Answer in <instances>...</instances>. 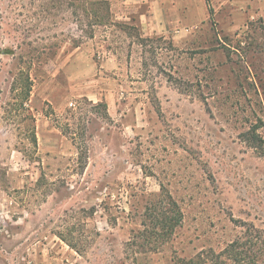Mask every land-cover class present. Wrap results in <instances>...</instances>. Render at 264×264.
I'll list each match as a JSON object with an SVG mask.
<instances>
[{"label": "rangeland", "instance_id": "374dc122", "mask_svg": "<svg viewBox=\"0 0 264 264\" xmlns=\"http://www.w3.org/2000/svg\"><path fill=\"white\" fill-rule=\"evenodd\" d=\"M100 1L0 0V264H170L264 232V0H160L184 23L150 35ZM161 185L182 223L134 261Z\"/></svg>", "mask_w": 264, "mask_h": 264}, {"label": "trees", "instance_id": "16d2710c", "mask_svg": "<svg viewBox=\"0 0 264 264\" xmlns=\"http://www.w3.org/2000/svg\"><path fill=\"white\" fill-rule=\"evenodd\" d=\"M97 3H100L98 5L105 9L104 16L98 20L99 24L104 25L109 21V3L106 0ZM26 83L23 106L30 100L32 88L28 75ZM32 142L37 146L36 135L32 136ZM153 198H158V202L153 207L147 208V213L143 215V229L136 231L134 235L135 241L144 239L146 242H152L153 245L144 247L145 250L142 252L132 251L130 257L134 261H138V257L143 252L146 254L159 253L165 244L174 239L183 220L180 206L162 185L160 193ZM245 227L243 234L220 252L211 249L210 251H202L192 258H182L175 255L170 259V264H264V232L257 231L254 226L245 225ZM59 235L64 241L71 243L66 236L72 235L70 230H64ZM70 246L78 249L73 244Z\"/></svg>", "mask_w": 264, "mask_h": 264}, {"label": "crops", "instance_id": "0c3cea01", "mask_svg": "<svg viewBox=\"0 0 264 264\" xmlns=\"http://www.w3.org/2000/svg\"><path fill=\"white\" fill-rule=\"evenodd\" d=\"M161 1L123 0L116 5L115 19L125 24L135 23L142 31H146L147 35L153 34L158 29L162 32V30L169 31L174 28L176 30L178 26L180 28L184 22H181L177 7L168 6L167 3L164 5Z\"/></svg>", "mask_w": 264, "mask_h": 264}, {"label": "built area", "instance_id": "2783aa9c", "mask_svg": "<svg viewBox=\"0 0 264 264\" xmlns=\"http://www.w3.org/2000/svg\"><path fill=\"white\" fill-rule=\"evenodd\" d=\"M188 32V30H186Z\"/></svg>", "mask_w": 264, "mask_h": 264}]
</instances>
